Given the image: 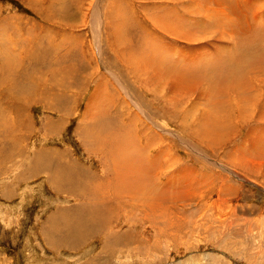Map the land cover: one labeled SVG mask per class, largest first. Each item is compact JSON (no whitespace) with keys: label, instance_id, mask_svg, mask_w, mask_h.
I'll return each mask as SVG.
<instances>
[{"label":"rangeland","instance_id":"rangeland-1","mask_svg":"<svg viewBox=\"0 0 264 264\" xmlns=\"http://www.w3.org/2000/svg\"><path fill=\"white\" fill-rule=\"evenodd\" d=\"M0 264H264V0H0Z\"/></svg>","mask_w":264,"mask_h":264},{"label":"bare ground","instance_id":"bare-ground-1","mask_svg":"<svg viewBox=\"0 0 264 264\" xmlns=\"http://www.w3.org/2000/svg\"><path fill=\"white\" fill-rule=\"evenodd\" d=\"M251 35H248V36H246V37H250ZM260 45V44H259ZM254 46H256V44H254ZM245 57L247 58V60H249V61H256L257 60V66L259 65V62H260V59H262V58H260V59H258V56L256 57V55H253V53H249V50L247 49V50H245ZM240 54V53H239ZM242 56V55H241ZM243 57V56H242ZM262 57H263V55H262ZM256 58V59H255ZM255 59V60H254ZM261 65V64H260ZM260 70V69H259ZM141 73V72H140ZM263 115V114H262ZM102 118V117H101ZM99 121H102L101 119H98ZM105 133V128H103V129H101L100 130V134L101 135H105V137H106V142L108 141V134L106 133V134H104ZM120 149V147L119 146H116V147H114V148H112L111 149V151L112 152H108V155H110V157L112 158V159H114V161L115 162H117L118 164H120L122 167H123V165H125V163H126V159H125V157H124V155H118V154H115L114 155V153L115 152H117V150H119ZM114 150V151H113ZM140 173H142V170H141V168H140V166H136V168H135V179H136V181H137V183L138 184H140L141 186H143V179H142V177H141V175H140ZM138 184H136V189L137 190H141V187H140V185H138ZM132 188H135V187H132ZM109 221H106V223L101 227V229H103V227L108 223Z\"/></svg>","mask_w":264,"mask_h":264}]
</instances>
